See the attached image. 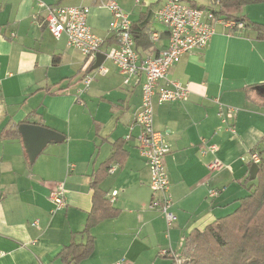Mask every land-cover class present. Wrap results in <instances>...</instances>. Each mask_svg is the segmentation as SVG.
Wrapping results in <instances>:
<instances>
[{"label": "crops", "instance_id": "1", "mask_svg": "<svg viewBox=\"0 0 264 264\" xmlns=\"http://www.w3.org/2000/svg\"><path fill=\"white\" fill-rule=\"evenodd\" d=\"M115 1L131 22L148 26L151 46L138 48L141 57L166 46L167 31L156 18L163 0ZM107 3L0 0V264H73L59 254L70 241H85L81 230L92 206L91 175L120 138L127 155L112 162L113 172L106 171L99 183L105 198L117 192L110 202L120 213L90 229L93 250L77 264H174L172 253L160 255L161 250L185 255L192 229L203 230L230 213L249 193L251 165L242 157L253 149L264 154V39L246 22L264 24V3L222 10L208 44L185 53L168 71L167 78L188 85L189 98L154 101V127L170 146L164 157L176 216L170 226L148 207L150 176L134 123L141 84H124L107 58L100 63L107 73L93 72L96 55L85 58L60 42L62 36L54 39L44 24L47 5L87 6V24L104 39L98 52L104 54L114 43ZM206 6L220 9L211 0ZM235 17L245 18L242 29L227 26ZM152 32L159 34L156 41ZM87 72L94 77L80 103L76 98ZM220 106L237 108L229 124L233 130L221 123ZM24 122L51 128L64 139L49 142L30 163L18 131ZM210 143L217 145L215 154L207 150ZM214 156L223 167L210 172ZM60 183L66 204L54 212L48 195ZM210 188L216 196H208Z\"/></svg>", "mask_w": 264, "mask_h": 264}, {"label": "built area", "instance_id": "2", "mask_svg": "<svg viewBox=\"0 0 264 264\" xmlns=\"http://www.w3.org/2000/svg\"><path fill=\"white\" fill-rule=\"evenodd\" d=\"M107 7L111 12L109 31L117 41L104 52L105 59H109L116 66L124 84H132V81L134 85L141 84V102L134 123L139 129L136 137L137 148L149 170L151 197L148 207L160 211L166 225L170 226L176 220L171 210L169 177L164 164V157L169 153L170 146L164 139V134L154 127V101L163 104L183 102L189 98L188 85L167 78L168 71L185 53L196 48H204L214 32L213 24L220 22L221 18L215 15L213 7L210 6L201 8L188 0H163L157 10L156 18L167 31V44L156 54L141 57L135 49L129 15L115 0H108ZM88 12L87 6L47 5L44 24L54 39L65 35L70 47L77 49L85 58L91 59L100 51L104 39L88 26ZM226 24L229 28L244 27V23L237 20H229ZM158 38V32L151 33L152 41ZM93 71L104 75L108 69L101 64ZM93 77L89 72L83 75V87L78 90L77 102L82 103L80 95L89 87ZM237 111L234 107L220 106L218 115L221 123L233 130L232 125H229L230 119L234 118ZM129 138L130 135H127L126 139ZM207 150L215 154L217 145L210 143ZM242 160L248 165H258L260 155L256 149H253L247 156L242 157ZM222 167V162L216 156L207 164L210 172L220 170ZM113 170L114 168L110 166L107 172ZM116 193L115 190L111 191L108 199L113 201ZM217 193L215 188L208 189L210 197L216 196ZM48 199L53 204L54 212L65 207L63 183L57 184L50 190ZM168 253H172L174 264H188L185 255H176L171 250H161L160 255Z\"/></svg>", "mask_w": 264, "mask_h": 264}, {"label": "trees", "instance_id": "3", "mask_svg": "<svg viewBox=\"0 0 264 264\" xmlns=\"http://www.w3.org/2000/svg\"><path fill=\"white\" fill-rule=\"evenodd\" d=\"M220 9H215L221 17L224 9L240 8L243 5L264 3V0H211ZM193 5L195 3L191 2ZM204 8L206 6L200 5ZM229 18V17H226ZM235 17L237 21H243ZM246 25L256 32L258 39H264V24L247 21ZM148 26L138 27L131 22V34L135 49L151 46L148 39ZM114 42L117 41L113 36ZM138 52V51H137ZM125 139L112 143V152L92 173L89 186L92 190V206L87 214L81 233L85 241L74 240L65 245L59 256L66 263L77 264L87 258L93 250V236L90 229L99 221L116 217L120 212L113 207L99 183L106 175L112 162L121 163L127 153L123 149ZM260 161L255 178L248 188L249 193L238 199L237 207L228 214L219 216L208 223L203 230L192 229L187 236L185 256L188 264H264V154L258 152ZM250 179L247 178V181Z\"/></svg>", "mask_w": 264, "mask_h": 264}, {"label": "water", "instance_id": "4", "mask_svg": "<svg viewBox=\"0 0 264 264\" xmlns=\"http://www.w3.org/2000/svg\"><path fill=\"white\" fill-rule=\"evenodd\" d=\"M96 63L92 69L100 65L105 59V55L97 53ZM18 131L22 138V143L25 152L28 156V161L32 163L36 156L49 142H59L64 139V135L46 126L36 123H22L18 126ZM258 170L257 164L250 166V178L254 179Z\"/></svg>", "mask_w": 264, "mask_h": 264}, {"label": "rangeland", "instance_id": "5", "mask_svg": "<svg viewBox=\"0 0 264 264\" xmlns=\"http://www.w3.org/2000/svg\"><path fill=\"white\" fill-rule=\"evenodd\" d=\"M189 2H193V3H195L196 5H198V6H200V5H203V6H206V5H208V4H210V0H188ZM136 15H133V16H131V17H135ZM60 42H67L66 41V37L65 36H62L61 38H60V40H59ZM106 63H108L109 64V62L108 61H106ZM96 68V67H95ZM95 68H93V69H95ZM92 72V71H91ZM94 72V71H93ZM238 205V204H237ZM237 205H236V207H237ZM235 207V208H236ZM235 208H232L233 210L235 209ZM231 208H230V210L229 211H233Z\"/></svg>", "mask_w": 264, "mask_h": 264}]
</instances>
